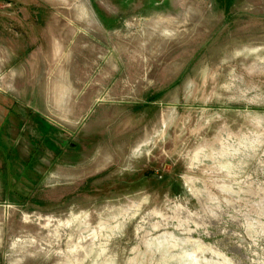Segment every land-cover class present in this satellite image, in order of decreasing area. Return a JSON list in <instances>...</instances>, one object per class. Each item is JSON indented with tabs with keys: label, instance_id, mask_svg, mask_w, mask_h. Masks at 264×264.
<instances>
[{
	"label": "rangeland",
	"instance_id": "obj_1",
	"mask_svg": "<svg viewBox=\"0 0 264 264\" xmlns=\"http://www.w3.org/2000/svg\"><path fill=\"white\" fill-rule=\"evenodd\" d=\"M0 264H264V0H0Z\"/></svg>",
	"mask_w": 264,
	"mask_h": 264
}]
</instances>
